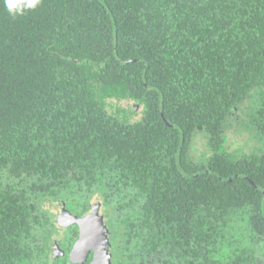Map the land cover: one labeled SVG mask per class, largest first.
Wrapping results in <instances>:
<instances>
[{
	"label": "trees",
	"instance_id": "obj_1",
	"mask_svg": "<svg viewBox=\"0 0 264 264\" xmlns=\"http://www.w3.org/2000/svg\"><path fill=\"white\" fill-rule=\"evenodd\" d=\"M96 196L122 264H264V0H0V264L63 261L45 202Z\"/></svg>",
	"mask_w": 264,
	"mask_h": 264
},
{
	"label": "rangeland",
	"instance_id": "obj_2",
	"mask_svg": "<svg viewBox=\"0 0 264 264\" xmlns=\"http://www.w3.org/2000/svg\"><path fill=\"white\" fill-rule=\"evenodd\" d=\"M259 104L258 98L256 97V92L252 91L247 98L240 104L236 105L233 110L231 111V114L229 115V120L233 124V130L227 129V144L231 147H235L237 150L235 153L236 155L242 154V153H249L251 152L255 146L254 138L255 135L251 133L249 130L248 126V121L251 117V114L254 113V111L257 108V105ZM205 135L203 133H199L194 137V141L191 145L190 149V155L193 156L194 158L200 157V152L202 150H205ZM259 145H261V141H257ZM83 198H81L79 201L82 202ZM62 200H50L46 201L45 205L46 207H49L53 210L54 213H56V218L58 219L57 224L60 229H65V225H63V220L60 217L59 214V203H61ZM92 205V212L94 210L98 211V214H94V222L91 225L93 226L95 233L92 234V237L87 239L85 238H80L78 245L75 248V252L71 256L73 262L79 260V256L82 255V253H85V250L87 248H94L95 252L100 251L101 248L104 252V249L106 251L108 250V261H110V246H107V242L110 243L109 241V230L108 226L113 228V222L109 218L112 216H107L104 214V208L101 205V199L99 197H95L91 202ZM63 205V203H61ZM99 208H97V205H99ZM65 208V204L63 205ZM81 208V207H80ZM91 208V207H90ZM67 209V208H66ZM90 212V214L92 213ZM109 214L112 215L113 213L109 211ZM89 216V215H88ZM89 226V227H92ZM97 229V230H96ZM106 229V233L105 230ZM77 241V240H76ZM76 243V242H75ZM104 248V249H103ZM58 248H56V251ZM104 256L106 257V254L104 252ZM104 259V258H103ZM97 259L94 256L93 261L91 264H97ZM108 261L104 264H108ZM111 264V262H109Z\"/></svg>",
	"mask_w": 264,
	"mask_h": 264
},
{
	"label": "flooded vegetation",
	"instance_id": "obj_3",
	"mask_svg": "<svg viewBox=\"0 0 264 264\" xmlns=\"http://www.w3.org/2000/svg\"><path fill=\"white\" fill-rule=\"evenodd\" d=\"M257 141H259V140L256 139L254 141L256 148H254L251 152H249V154L250 153H255L257 151L256 149H257V147L259 145L257 143ZM241 155L242 154H239L237 156H241ZM90 205H89V207H87V209L81 211L78 216L84 215L89 210ZM62 230L64 232H67L66 235L68 234L71 237V245H70L69 250L67 251V253H65V250H64L65 247H61L60 248V245H58V246L55 245V247L58 248V250L57 251H56V249L53 250V252H52L53 258H59V257H63L65 255L63 257L64 260L59 262L58 264H91V262L93 261L94 256H95L94 248L92 249V248L88 247L87 250H85V253H82V255H80L78 257L79 260L76 261V262L75 261L73 262V260L71 258V255H70L71 250L73 248L74 243L76 242V240L78 239V237L80 235L78 225L76 223H73V224L68 225L65 229H62ZM108 230H109L108 237H109V241H110V252H111V254H110V262H111V264H122L120 261H118V255H117V252H116V250L114 248V245H113L114 241L112 240V231L110 230L109 226H108ZM66 242L68 243V241H66ZM67 243H66V245H67ZM66 245H64V246H66Z\"/></svg>",
	"mask_w": 264,
	"mask_h": 264
},
{
	"label": "water",
	"instance_id": "obj_4",
	"mask_svg": "<svg viewBox=\"0 0 264 264\" xmlns=\"http://www.w3.org/2000/svg\"><path fill=\"white\" fill-rule=\"evenodd\" d=\"M61 203H63V202L61 201ZM61 203H59L58 207H59L60 217L63 220V225H65V227H66V226H68L70 224L76 223L78 225V227H79V232H80V235H79L78 239L79 240H80V238L87 239V237L91 238L92 234L95 233V230H94L93 226L91 225V223L93 224V222H94V214H98V211L94 210V212H92V210H91L92 209V205H90L91 208H89V210L84 215L78 216V215L70 213V211H68L63 206L64 203H63V205ZM99 206H100V204L97 205V208H99ZM90 212H92V213L90 214ZM55 223L59 224L57 218H55ZM89 226H92V227H89ZM104 230H105V233H106V229H104ZM78 239H77L76 243H74V245H73V248H72L71 253H70L71 256L75 252V248L78 245V242H79ZM107 246H110L109 242H107ZM104 252L106 254V257L104 256ZM104 252H103L102 248H101L100 251H96L95 252V258L97 259L96 260L97 264H104L105 263V259H106V262L108 261V254H107L108 250L106 251V249H104ZM109 262L110 261H108V264H110Z\"/></svg>",
	"mask_w": 264,
	"mask_h": 264
},
{
	"label": "clouds",
	"instance_id": "obj_5",
	"mask_svg": "<svg viewBox=\"0 0 264 264\" xmlns=\"http://www.w3.org/2000/svg\"><path fill=\"white\" fill-rule=\"evenodd\" d=\"M41 0H3L7 11L12 15H22L25 10L35 9Z\"/></svg>",
	"mask_w": 264,
	"mask_h": 264
}]
</instances>
